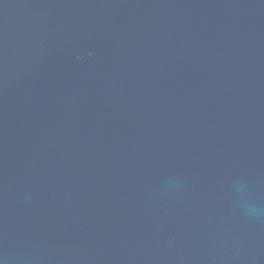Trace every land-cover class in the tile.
I'll use <instances>...</instances> for the list:
<instances>
[{
    "label": "water",
    "instance_id": "1",
    "mask_svg": "<svg viewBox=\"0 0 264 264\" xmlns=\"http://www.w3.org/2000/svg\"><path fill=\"white\" fill-rule=\"evenodd\" d=\"M0 264H264V0H0Z\"/></svg>",
    "mask_w": 264,
    "mask_h": 264
}]
</instances>
